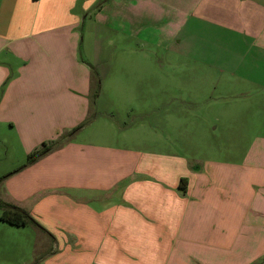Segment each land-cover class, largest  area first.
Wrapping results in <instances>:
<instances>
[{"label": "crops", "instance_id": "1", "mask_svg": "<svg viewBox=\"0 0 264 264\" xmlns=\"http://www.w3.org/2000/svg\"><path fill=\"white\" fill-rule=\"evenodd\" d=\"M96 1L0 0V127L19 126L30 153L78 125L71 91L87 94L80 102L92 111L106 53L95 63L78 54ZM93 14L102 33L115 32L118 60L150 63L160 48L168 61H196L212 71L198 88L241 108L249 137L257 129L241 163L193 164L157 152L134 158L109 134L80 127L25 168H35L36 188L14 196L46 230L32 226L41 245L29 264H264V0H107ZM64 113L73 124L62 125Z\"/></svg>", "mask_w": 264, "mask_h": 264}, {"label": "rangeland", "instance_id": "2", "mask_svg": "<svg viewBox=\"0 0 264 264\" xmlns=\"http://www.w3.org/2000/svg\"><path fill=\"white\" fill-rule=\"evenodd\" d=\"M101 1L97 0L93 4L90 10L92 15L79 28L80 62L95 63L96 52L106 53L104 60L97 61L101 66L98 73L102 77L97 73L100 87L94 93H89L92 111L87 115V109L80 102L87 94L71 91L69 97L74 94L80 100L76 103L75 111L78 125L73 128L62 126L58 137L48 141L46 145L51 147L53 141H66L70 137L74 139L78 132L92 131L109 134L114 142L118 140V144L135 150L134 158H137L139 152H157L175 155L193 164L196 161L206 163L208 160L241 163L257 129L253 125L250 137L245 126L242 129L235 116L242 109L230 104L217 105V102L208 97L216 95V92L207 93L198 88L199 83L204 81L206 72L196 61L188 62L187 65L186 61H168L171 57L167 56V52L163 55L165 51L160 48H155L157 56L150 63L132 55L118 60L121 54L116 53L119 46L115 42V32L109 30L112 34L102 33L99 22L94 18L93 12L98 9ZM125 44L127 47L133 45L131 41ZM219 46L224 50L219 51L222 53L221 59H226L229 45ZM185 67L188 68L187 75ZM62 72L67 76L68 72ZM62 100H65L64 97ZM225 114L234 118L230 121L214 120L218 115L223 118ZM72 116L64 113L62 125L73 124ZM80 127H83L81 131L71 134ZM81 137L83 136L78 139L81 140ZM28 143L30 142L19 126L0 127L1 201L13 204L15 197L23 196L36 188L35 179L38 175L35 168L30 171L25 169L30 154L26 147ZM38 148L41 149L42 145ZM1 212L0 208V264H29L35 255L32 248L40 251L41 236L32 226L17 227L2 221ZM50 246L51 241L45 246L47 250L42 249L40 254L48 251Z\"/></svg>", "mask_w": 264, "mask_h": 264}, {"label": "trees", "instance_id": "3", "mask_svg": "<svg viewBox=\"0 0 264 264\" xmlns=\"http://www.w3.org/2000/svg\"><path fill=\"white\" fill-rule=\"evenodd\" d=\"M105 0H102L98 4V8L102 5ZM96 76V77H95ZM94 78L97 80L98 86L100 85L99 77L95 73ZM96 96V95H95ZM73 134V132L71 133ZM70 134V136H71ZM63 140V141H62ZM65 143L64 139L59 141H53L51 147L47 146L46 143H43L41 149H36L28 155L27 163L25 166H28L39 158H41L44 154H46L50 149L55 148L59 144ZM184 181V180H183ZM185 182V181H184ZM0 208H1V220L9 223L11 225L20 227V226H33L38 228L39 230L46 231L33 217L32 215L25 210L24 208L17 206L15 204L7 203L0 200Z\"/></svg>", "mask_w": 264, "mask_h": 264}]
</instances>
